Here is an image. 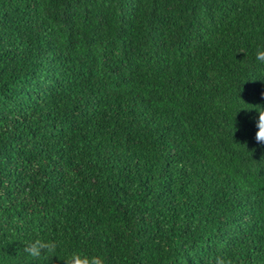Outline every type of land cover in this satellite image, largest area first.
Listing matches in <instances>:
<instances>
[{
	"label": "trees",
	"instance_id": "16d2710c",
	"mask_svg": "<svg viewBox=\"0 0 264 264\" xmlns=\"http://www.w3.org/2000/svg\"><path fill=\"white\" fill-rule=\"evenodd\" d=\"M258 48L264 0H0V264H264Z\"/></svg>",
	"mask_w": 264,
	"mask_h": 264
},
{
	"label": "clouds",
	"instance_id": "9594fccd",
	"mask_svg": "<svg viewBox=\"0 0 264 264\" xmlns=\"http://www.w3.org/2000/svg\"><path fill=\"white\" fill-rule=\"evenodd\" d=\"M255 59L259 64L264 65V48L257 49ZM256 106L259 107V110L254 106L258 113L255 140L257 143L264 144V108L259 105ZM58 247H60L59 241L46 239L38 235L26 242L24 252L33 259H39L45 254H54ZM63 261L64 264H106V259L103 255L93 254L84 250L71 251ZM213 264H233V262L230 258L221 254L215 257Z\"/></svg>",
	"mask_w": 264,
	"mask_h": 264
}]
</instances>
